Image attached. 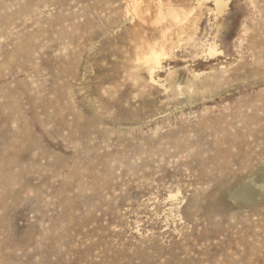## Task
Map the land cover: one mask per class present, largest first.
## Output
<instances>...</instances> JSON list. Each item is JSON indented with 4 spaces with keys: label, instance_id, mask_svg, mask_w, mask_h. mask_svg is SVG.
I'll return each instance as SVG.
<instances>
[{
    "label": "rangeland",
    "instance_id": "rangeland-1",
    "mask_svg": "<svg viewBox=\"0 0 264 264\" xmlns=\"http://www.w3.org/2000/svg\"><path fill=\"white\" fill-rule=\"evenodd\" d=\"M158 1L0 0V264H264V0H169L221 24L169 28L178 95Z\"/></svg>",
    "mask_w": 264,
    "mask_h": 264
},
{
    "label": "bare ground",
    "instance_id": "bare-ground-1",
    "mask_svg": "<svg viewBox=\"0 0 264 264\" xmlns=\"http://www.w3.org/2000/svg\"><path fill=\"white\" fill-rule=\"evenodd\" d=\"M205 1L214 3L215 8L212 9V11L215 14V18H217L218 16L222 15L225 12V8L227 7V4L230 0H197L198 3L196 4L203 5ZM196 6L197 5L187 9L184 8V6L182 5L180 6L179 4L177 5L173 4L169 2V0L168 2L165 1V3L160 0L158 1L157 7L155 6L156 9L154 8L155 12L151 19V23L157 27L156 30L159 32V36L154 41H148L146 39V36H144L147 41L142 40V42H140L139 44L134 45L135 57L132 60L134 69L145 70L149 75L150 82L159 83V79L158 78L156 79L155 74L157 71H159V69L162 68L163 60L166 58L169 59L173 57L174 49L181 46L180 44L171 46L172 35L168 34V32H169V28L172 27L173 25L176 26L175 30L172 28L174 34L179 32H182L184 34L182 41H185V43L191 44L192 46L195 47L198 44L200 45L201 47L200 54L210 58L217 57L222 54V50L218 48V43H217L218 32L220 31V26H221L220 23L215 24L216 27L215 34L210 39H208L207 42L201 43L200 38H198L197 35V31L199 29L198 18H200V16H198L197 13L195 12L197 8ZM132 10L134 11L135 15L136 14L139 15V19L145 20L144 16L141 15L142 14V12L140 11L141 9H139L137 6V1L133 5ZM197 55L198 54H196L195 56ZM170 72H171L170 73L171 78L169 80L170 85L165 87V84L160 82L159 84L161 86H164L165 89L170 88L177 95L182 92L189 93L188 89H190L193 93L195 92V90L197 89L196 80L200 79L201 72L200 73L195 71L190 72L191 77L187 78V80L185 81L186 84L182 85L183 87L181 86V83H177L178 81L177 79L179 78L176 79V75H177L176 71L173 70ZM214 77L215 75L213 74H211L210 76L208 75L209 79H214ZM138 81L139 80H137V82ZM174 196L175 194H171V197Z\"/></svg>",
    "mask_w": 264,
    "mask_h": 264
}]
</instances>
